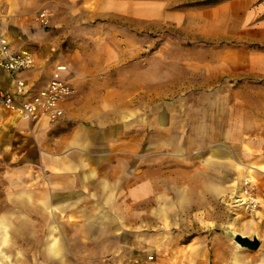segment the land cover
<instances>
[{
	"label": "rangeland",
	"instance_id": "1",
	"mask_svg": "<svg viewBox=\"0 0 264 264\" xmlns=\"http://www.w3.org/2000/svg\"><path fill=\"white\" fill-rule=\"evenodd\" d=\"M205 1L213 0H84L80 21L74 0H0V31L36 55L31 81L45 84L58 63L69 65L72 84L84 79V126L98 129L105 158L119 159L105 168L152 178L153 197L137 201L131 215L145 246L134 264H184L193 245L211 256L191 264H226L214 256L225 252V242L242 250L236 235L259 238L257 231L246 236V224L257 219V191L246 176L226 174L225 168H239L241 99L247 86L264 83L246 78V65L264 44L254 30L246 42L242 0L195 5ZM44 11L48 26L38 21ZM23 130L31 159L36 133ZM2 162L1 264H59L58 258L65 259L61 264H84L81 231L72 216L47 212L30 184H8L6 172L13 166ZM202 168L220 179L209 181ZM103 216L106 222L114 217ZM53 238L55 253L48 246Z\"/></svg>",
	"mask_w": 264,
	"mask_h": 264
},
{
	"label": "crops",
	"instance_id": "2",
	"mask_svg": "<svg viewBox=\"0 0 264 264\" xmlns=\"http://www.w3.org/2000/svg\"><path fill=\"white\" fill-rule=\"evenodd\" d=\"M251 2H240L246 5V42L249 41V33L254 30L258 38L256 41L264 44V0L257 1L255 6H252ZM73 4L81 7L80 21H84V0H74ZM234 4L237 3L234 1ZM6 37L13 50L27 49L15 44L7 35ZM32 54L34 69L37 58L33 52ZM248 56L251 59L250 55ZM66 66V79L75 92L64 102L63 117L54 126L45 120L29 125L22 122L17 114L0 108V158L7 167L13 166L6 172V181L12 186L30 184L33 197L44 199L42 204L50 209L47 212L72 216L71 223L81 231L80 240L84 245L81 260L84 264H134L136 262L133 259L137 258V255L144 257L145 246L138 241L137 223L131 215L137 212V201L147 196L153 197L152 178H148L146 173L138 176L135 173L114 175L110 169L105 168L116 166L119 159L116 161L105 158V154L99 152L103 145L96 141L98 129L84 126V114L88 113V107H84V79H74L72 84L69 79L70 68L69 65ZM72 66L82 68L84 65ZM32 69L20 77L27 85L38 88L42 85H36L37 79L31 81ZM246 78H254L259 82L264 80V51L254 54L252 65H246ZM11 87L10 79L0 73V88ZM247 87L246 96L241 99L239 146L240 153L244 151L246 158L243 160L240 155L238 165L242 169L241 177L246 176L257 191V219L253 218L251 223L246 224V236L257 231L260 245L252 252L239 250L231 243L225 242V252L217 255L214 253V256L224 258L226 264H264V83ZM70 121L74 124L67 127ZM128 123L130 129L131 120ZM208 126L210 132H213L212 126ZM25 127L28 131L36 133L33 135V142L37 145V151L31 159L25 153L23 145ZM59 128L65 129L61 131ZM8 130L10 132L4 134ZM113 145L114 143L111 144ZM106 170L108 172H105ZM142 185L143 190L139 189ZM15 188L19 192L23 190ZM15 190L9 192L15 193ZM105 214L114 217L106 222L103 216ZM189 245H184V250ZM186 252L187 262L184 264L200 262L203 256L207 259L211 256L209 250L203 252L194 245ZM32 259L34 262L39 260L36 255ZM64 260L58 258L56 262L61 264Z\"/></svg>",
	"mask_w": 264,
	"mask_h": 264
},
{
	"label": "built area",
	"instance_id": "3",
	"mask_svg": "<svg viewBox=\"0 0 264 264\" xmlns=\"http://www.w3.org/2000/svg\"><path fill=\"white\" fill-rule=\"evenodd\" d=\"M38 21L49 25V14L44 11ZM34 56L28 49L13 50L4 32L0 31V73L10 79L11 89L0 88V108L18 115L26 124L45 120L55 124L62 119L64 102L73 94L66 79L68 68L55 64L48 81L35 88L20 77L34 67ZM247 204V203H246Z\"/></svg>",
	"mask_w": 264,
	"mask_h": 264
},
{
	"label": "bare ground",
	"instance_id": "4",
	"mask_svg": "<svg viewBox=\"0 0 264 264\" xmlns=\"http://www.w3.org/2000/svg\"><path fill=\"white\" fill-rule=\"evenodd\" d=\"M239 122V121H238ZM240 124H241V121H240ZM240 129H241V126H240ZM228 155H229V157L231 158V159H233V160H235V159H238V158H234L236 155L235 154H233V152L231 151V150H228ZM217 154V153H216ZM240 155H241V159H245L246 158V154H245V152L244 151H241V153H240ZM206 165H209L210 166V169H213L214 167H213V165H210V164H206ZM230 168L231 169H228V168H225V173L226 174H230V172L231 173H235L238 177L239 176H241V174H242V169H240V168H235L233 165H230ZM201 171L203 172V174L205 175L206 173V175L208 176V179H209V181H216V180H218V179H220V177L219 176H217V179H215V174H210L209 172H207V171H210L209 169H206V168H202L201 169ZM217 173H219V172H217ZM211 186V187H210ZM206 187H208V185H206ZM209 188H213L212 187V185H210L209 184ZM236 202H240V205H243V204H245V201L243 200V199H239L238 201H236ZM0 243L2 244V245H5V243H6V234H3L2 236H1V240H0ZM49 248L51 249V251H52V253H55L56 252V239L55 238H53V239H51V241L49 242ZM3 255V254H2ZM0 264H1V262H0Z\"/></svg>",
	"mask_w": 264,
	"mask_h": 264
},
{
	"label": "water",
	"instance_id": "5",
	"mask_svg": "<svg viewBox=\"0 0 264 264\" xmlns=\"http://www.w3.org/2000/svg\"><path fill=\"white\" fill-rule=\"evenodd\" d=\"M234 242L241 248L248 251H256L260 245V242L256 236L253 238L243 237L241 235H236L234 237Z\"/></svg>",
	"mask_w": 264,
	"mask_h": 264
},
{
	"label": "trees",
	"instance_id": "6",
	"mask_svg": "<svg viewBox=\"0 0 264 264\" xmlns=\"http://www.w3.org/2000/svg\"><path fill=\"white\" fill-rule=\"evenodd\" d=\"M223 0H213V1H209L208 3L205 2H199V3H196L195 5H202V4H218L220 2H222Z\"/></svg>",
	"mask_w": 264,
	"mask_h": 264
}]
</instances>
